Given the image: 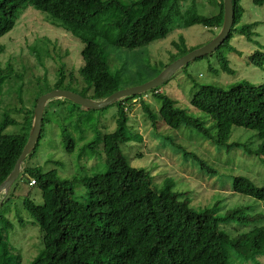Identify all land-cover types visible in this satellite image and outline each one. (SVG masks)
<instances>
[{"label":"trees","instance_id":"trees-1","mask_svg":"<svg viewBox=\"0 0 264 264\" xmlns=\"http://www.w3.org/2000/svg\"><path fill=\"white\" fill-rule=\"evenodd\" d=\"M242 1L232 0L234 17L227 37L214 52L204 55L214 56L216 64H209V69L215 75L220 71L235 74L228 59L230 52L239 53L232 42L234 37L244 36L253 41L252 28L256 22L241 23L245 12ZM250 1L264 5V0ZM215 3L218 12L202 16L193 15L189 10L181 11L172 0H0V37L14 27L20 9L29 4L48 13L55 26L82 43L83 59L77 70L83 84L77 91L70 84L64 85L66 77L69 83L77 78L72 71L66 74L63 65L53 84L38 82L28 106L21 98V83L17 91L21 106L13 108L14 115L6 111L0 118V183L12 170L26 143L33 108L41 94L59 88L92 99L110 95L121 88L119 77L110 69L107 46L143 47L166 37L174 27L195 24L207 27L213 37L223 18L222 0H215ZM173 44L176 52L170 53L168 61L160 62L146 79L137 83L148 81L169 63L195 49L187 47L182 37ZM247 60L252 65L263 66L264 52L256 49ZM12 74L10 61L5 64L0 61V86L10 83ZM15 77L20 78L17 74ZM191 87L188 102L192 109L201 113L200 116L181 107L178 100L162 91L160 86L101 109L84 108L67 99H55L46 105L38 142L43 136L44 125L56 112L48 108L53 102L71 104L73 110H78V120L93 128L96 114L113 105L115 127L110 131L103 127L96 132L93 141L85 144V147L102 146L99 155L103 156L105 170L89 171L82 166L75 176L60 178L56 169L43 171L38 166L24 165L20 179L27 177L28 184L38 186L42 192L40 204L29 195L22 201L42 231L43 248L28 264H231L230 256L246 263L264 255V212H245L248 206L239 205L218 214V203L197 209L190 205L186 192L173 189V183L167 182L157 188L149 172L143 167L132 166L123 153V143L142 139L129 124L128 110L134 99L151 93V99L158 104L156 108L145 100L140 103L145 120L148 119L154 131L162 125L173 129L190 125L212 144L232 149L239 145L228 141L232 129L241 127L253 131L255 141L260 140L255 143L258 145L255 154L264 156V79L257 84L247 80L226 83L221 79L219 84L194 83ZM207 121L211 124L206 125ZM8 126H16L17 131L5 132ZM65 139L68 140L67 149L71 150L74 139ZM164 139L167 143L173 141L169 135ZM175 150L181 157L195 158L207 171L216 172L197 154L179 147ZM77 187H83V192L76 194ZM232 190L264 202V184L258 186L246 175L232 178ZM11 192L9 190L2 203ZM230 223L234 225L233 232L227 228Z\"/></svg>","mask_w":264,"mask_h":264},{"label":"rangeland","instance_id":"rangeland-1","mask_svg":"<svg viewBox=\"0 0 264 264\" xmlns=\"http://www.w3.org/2000/svg\"><path fill=\"white\" fill-rule=\"evenodd\" d=\"M172 1H176L181 11L189 10L193 15L212 16L218 12L215 0ZM242 3L245 12L241 23L256 22V25L252 28L253 41H248L244 36L232 39L239 51L228 54L235 74L228 75L222 71L218 75L213 74L209 64H216L214 56H204L191 60L160 85L162 91L178 100L181 107L187 108L194 116L201 115L188 102L194 83L219 84L224 79L226 83L247 80L257 84L264 79V65H252L247 60L248 55L256 49L264 52V5H255L250 0H243ZM53 21L48 13L25 4L20 9L14 27L0 37V61L2 64L10 61L13 66V80L0 86V118L6 111L14 115L16 112L13 108L21 106L17 93L21 83V98L24 105L28 106L31 93L36 90L34 87L38 82L53 84L59 77L62 65L66 74L72 71L77 78L69 83V77L65 76L64 85L70 84L75 91L81 88L83 82L77 70L83 64L82 43L71 33L55 26ZM211 35L207 27L195 24L174 27L166 37L143 47L126 49L107 46L109 66L112 73L119 77L121 89L135 86L139 84L137 82L146 79L160 62L168 61L170 53L176 52L173 42H178L179 37H182L187 47L198 48L210 41ZM16 74L20 78L15 77ZM140 100L157 107V103L151 99V93H148L134 99L128 110L129 124L142 136L140 141L134 140L130 144L126 142L121 145L132 166L145 168L157 188L167 182L173 183V189L186 192L190 205L197 209L213 207L218 203V214H223V210L228 207L239 205L248 206L245 212H264L263 201L232 190V178L240 174L246 175L258 186L264 184V156L255 154L258 147L255 143H260V140L257 138V142L255 141L251 134L253 131L233 127L228 141L239 145L238 148L231 147L232 149L226 145L212 144L190 125L179 129L162 125L154 131L148 119L145 120ZM71 106L69 103L56 102L48 106L51 110L56 109V112L52 113L51 121L44 125L43 136L32 156L25 159L24 165L38 166L43 171L56 169L60 178L75 176L82 166L89 171L105 170L103 156L99 155L102 146L85 147V144L93 141L96 132L102 131L103 127L107 131L115 127L114 106L96 114L94 128L89 123L78 120V110H73ZM210 124L211 121L206 122V125ZM13 131H17L16 126H8L5 130L8 133ZM167 135L173 138L170 143L165 142L164 137ZM65 137H71L75 141L71 150L67 149L68 140ZM164 143L167 144L163 145ZM178 147L197 154L216 172L207 171L193 157H181L180 152L175 150ZM138 153L142 155L139 156ZM19 176L10 187L11 195L0 204V264H28L43 248L42 231L22 203L27 195L35 203H42V192L38 186H30L27 177L21 180ZM83 190V187H77L76 194ZM233 226L230 223L227 228L233 232ZM222 227L225 228L226 225L223 224ZM230 259L231 264H264V255L246 263L235 260L234 256H230Z\"/></svg>","mask_w":264,"mask_h":264},{"label":"water","instance_id":"water-1","mask_svg":"<svg viewBox=\"0 0 264 264\" xmlns=\"http://www.w3.org/2000/svg\"><path fill=\"white\" fill-rule=\"evenodd\" d=\"M222 3H223L222 22L217 33L210 39V41L175 59L174 61L169 63L165 68H163L156 76L149 79L148 81H145L135 86L119 89L101 99H92L88 97H83L80 94L73 92L71 90L59 89V88H53L41 94L37 98L36 104L33 108L32 120H31L30 130L28 132L26 143L24 144L20 155L15 161L12 170L6 176V178L0 183V204L2 203L4 196L8 194L10 187L12 186V184L14 183V181L22 171L24 167L25 159L35 149L42 128L44 109L50 101L55 99H67L84 108L101 109L110 104H113L114 102L122 98L142 94L151 89L156 88L157 86H160L162 83L166 82L172 76V74H174L183 65L187 64L193 59L214 52L217 49V47H219V45L227 37L233 24V17H234L233 3L232 0H222Z\"/></svg>","mask_w":264,"mask_h":264},{"label":"built area","instance_id":"built-area-1","mask_svg":"<svg viewBox=\"0 0 264 264\" xmlns=\"http://www.w3.org/2000/svg\"><path fill=\"white\" fill-rule=\"evenodd\" d=\"M33 182V181H32Z\"/></svg>","mask_w":264,"mask_h":264}]
</instances>
